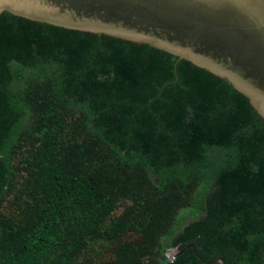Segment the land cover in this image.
Listing matches in <instances>:
<instances>
[{
	"label": "trees",
	"instance_id": "1",
	"mask_svg": "<svg viewBox=\"0 0 264 264\" xmlns=\"http://www.w3.org/2000/svg\"><path fill=\"white\" fill-rule=\"evenodd\" d=\"M177 60L3 12L0 264H264V119Z\"/></svg>",
	"mask_w": 264,
	"mask_h": 264
},
{
	"label": "water",
	"instance_id": "2",
	"mask_svg": "<svg viewBox=\"0 0 264 264\" xmlns=\"http://www.w3.org/2000/svg\"><path fill=\"white\" fill-rule=\"evenodd\" d=\"M5 11L171 53L228 80L264 119V0H0Z\"/></svg>",
	"mask_w": 264,
	"mask_h": 264
},
{
	"label": "built area",
	"instance_id": "3",
	"mask_svg": "<svg viewBox=\"0 0 264 264\" xmlns=\"http://www.w3.org/2000/svg\"><path fill=\"white\" fill-rule=\"evenodd\" d=\"M177 257V252L175 250H171L168 252V258L171 260H175V258Z\"/></svg>",
	"mask_w": 264,
	"mask_h": 264
}]
</instances>
